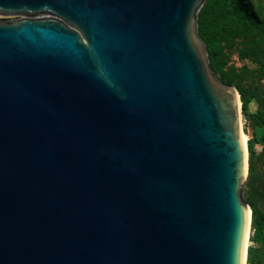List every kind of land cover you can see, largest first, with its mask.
Returning <instances> with one entry per match:
<instances>
[{"label":"water","instance_id":"obj_1","mask_svg":"<svg viewBox=\"0 0 264 264\" xmlns=\"http://www.w3.org/2000/svg\"><path fill=\"white\" fill-rule=\"evenodd\" d=\"M204 2L0 0L21 16L0 20V264H242L240 94Z\"/></svg>","mask_w":264,"mask_h":264},{"label":"trees","instance_id":"obj_2","mask_svg":"<svg viewBox=\"0 0 264 264\" xmlns=\"http://www.w3.org/2000/svg\"><path fill=\"white\" fill-rule=\"evenodd\" d=\"M197 22L198 35L208 51L211 69L220 73L221 81L237 88L242 101V113L248 117L250 125L254 128L264 127V109L257 108L250 113L248 104L251 98L245 96L233 72L224 70L226 51L235 46L241 50L243 57L264 62V0H205L198 12ZM249 151L252 156L254 151L251 145ZM249 172L252 175L251 162ZM248 203L252 209L253 241L264 244V215L253 203ZM261 262V253L249 249L248 263Z\"/></svg>","mask_w":264,"mask_h":264},{"label":"rangeland","instance_id":"obj_3","mask_svg":"<svg viewBox=\"0 0 264 264\" xmlns=\"http://www.w3.org/2000/svg\"><path fill=\"white\" fill-rule=\"evenodd\" d=\"M36 16L37 17L47 16V14H38ZM18 17L21 16L0 15V20H13ZM226 53H227L226 65L224 66V70L233 72L236 81L243 88L245 96L251 98V102L248 104V111L250 113H253L257 110V108L264 109V62L262 63L256 62L250 58L243 57L241 50L236 46L231 50L226 51ZM209 64H210V60H209ZM213 73L215 77L221 81L220 73L214 71ZM241 108H242V101H241ZM241 119H242L243 130L248 135L247 171H246V179L242 187L241 194L243 200L248 205H249L248 202L253 203L259 209V211L264 215V140H263L264 127H257V128L252 127L250 125L248 117L244 115L242 111H241ZM249 145L252 146L254 151L252 156L249 151ZM250 162L252 163L253 166L252 175H250L249 172ZM251 225H252V219H251ZM253 236H254V231L251 226L246 264H249L248 263L249 249H254L257 250V252L261 253L262 262L260 264H264V244L256 243L255 241H253Z\"/></svg>","mask_w":264,"mask_h":264},{"label":"bare ground","instance_id":"obj_4","mask_svg":"<svg viewBox=\"0 0 264 264\" xmlns=\"http://www.w3.org/2000/svg\"><path fill=\"white\" fill-rule=\"evenodd\" d=\"M240 136L242 140L244 156H245V168L247 169V158H248V135L244 132L242 126V119H240ZM245 213H246V223H245V244H244V253H243V262L242 264H246V257H247V249L249 245V236L251 231V219H252V210L249 205L245 202Z\"/></svg>","mask_w":264,"mask_h":264}]
</instances>
